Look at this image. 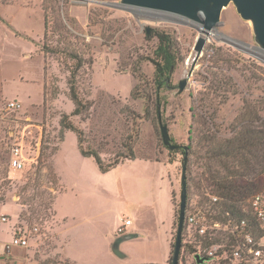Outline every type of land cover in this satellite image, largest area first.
I'll return each mask as SVG.
<instances>
[{
    "label": "rangeland",
    "instance_id": "obj_1",
    "mask_svg": "<svg viewBox=\"0 0 264 264\" xmlns=\"http://www.w3.org/2000/svg\"><path fill=\"white\" fill-rule=\"evenodd\" d=\"M48 1L0 0V200H7L0 211L16 215L20 207L23 216H19L17 226L33 230L32 255L50 263L61 257L56 246L62 240L56 239L52 200L62 186L68 192L58 199L57 218L65 219L68 231L79 240L94 236L103 230L102 225L113 229L123 217L136 222L137 212H141L143 224L154 230L156 217L152 208L157 209L162 228L161 222L170 220L173 190L175 241L184 154L181 150L171 153L164 144L159 113L173 143L192 146L187 171L188 210L211 204L213 196L220 200L214 185L203 174L205 161L201 156L208 147L206 138L229 137L248 106H264V50L255 42L252 22L243 19L230 3L222 10L215 34L209 36L197 56L195 45L200 31L178 22L176 17L139 7L130 12L105 4H119L120 0H57L63 8L64 21L90 45L85 48L88 50L83 48L84 55L93 58V64L83 68L79 82L82 96L92 102V107L88 113L73 115L69 71L62 64L63 55L57 59L42 51V4ZM50 15L53 16L51 12ZM154 28L172 34L182 57L172 73L170 87L160 91L159 111L148 99L149 94L155 96L156 89L155 67L146 60L157 46ZM59 38L61 33L55 35L54 43ZM191 70L186 88L179 92L180 80ZM133 90L138 97L132 96ZM15 99L21 107L8 109V102ZM64 113L84 130L85 145L97 149L105 164L125 159L131 148L139 157L162 162L128 160L102 173L93 158L81 154L74 131H66L61 146L60 120ZM24 130L29 137L38 136L42 130L40 158L31 168L8 174L14 141L11 133ZM169 158L174 162L168 163ZM28 182L30 187L23 191ZM39 192L42 198L32 200ZM250 198L243 206L246 212ZM41 199L48 207L39 206L41 213L34 214L31 209ZM183 238L185 244L198 245L195 236L184 234ZM217 240L225 243L229 236L219 233ZM80 243L85 250L98 253L102 249L98 239ZM192 263V253L186 246L180 264Z\"/></svg>",
    "mask_w": 264,
    "mask_h": 264
},
{
    "label": "trees",
    "instance_id": "obj_2",
    "mask_svg": "<svg viewBox=\"0 0 264 264\" xmlns=\"http://www.w3.org/2000/svg\"><path fill=\"white\" fill-rule=\"evenodd\" d=\"M42 5L45 11V31L42 51H44L45 54L57 56V59H60L58 57L59 55H63L61 57L62 64L66 70L69 71V96L74 103L72 114L83 115L88 113L92 107V102L82 96L79 87L83 68L86 65L91 66L93 64L92 56L87 59L83 51V48L84 50H88L85 48L90 47V45L86 42L84 37L74 33L64 21L62 17L63 8L58 5L57 0H49ZM50 12L53 16L50 15ZM89 19V25L91 26L93 25V17L90 16ZM153 31V37L157 38V46L151 56H146V60L150 61L155 67L153 82L155 83L156 89L155 96L149 94L148 99L153 102L155 109L159 111L161 107L160 91L164 87H170L172 73L177 68L179 60L182 59V57H180L176 40L170 32L165 29L157 28H154ZM57 33H61V38L59 39L63 41V45L60 44L59 39L54 43L55 35H57ZM168 79L170 80L168 81ZM44 93L46 97V86L44 88ZM132 96L138 97L139 95H136L133 90ZM245 111L246 112L241 115L242 118H239V122L233 126L232 134L229 137L218 140L217 136L212 134L213 136H208L206 138L208 147L205 155L201 156L205 161L203 174H205L211 184L214 185L220 197L219 202L212 207L216 212L215 217L221 220H226L229 216L237 219L244 216H251L253 218L249 211L246 212L244 210L243 206L247 205L246 200L254 194L264 192V106L260 109L254 108L253 106L250 108V106H248ZM159 121L162 122V116L160 113ZM60 124L63 129L61 141L64 140L66 131H74L78 138V147L81 154L86 157H93L102 172L110 171L125 160L143 158L137 156L131 148L130 155L126 156L125 159L117 158L114 161L105 164L97 149L85 145L84 130L72 122L69 114L64 113L62 115ZM171 139L174 141L172 137ZM174 144L176 145L175 149L166 146L170 149L171 153L180 150L183 154L187 153L189 165V156L192 146ZM173 162L174 159L169 158L168 163ZM29 183L30 182L26 184L23 191H26L30 187ZM38 196L42 198V193H36V195L32 197V200H35ZM54 200L55 197L52 200V204H54ZM172 200L174 202L173 192ZM36 204L37 207L31 209L34 214L41 213L42 210L39 206H43V208L48 207L43 199H41V201L39 200ZM187 212L188 208L186 210V216ZM20 216H23V214ZM251 222H254V218ZM197 239L202 240L205 246H208L215 241L199 236ZM186 246L188 251L192 254L197 251V248L194 245L183 243L180 258L183 257ZM173 248L174 237L169 263L173 258ZM192 264L204 263H200L195 259Z\"/></svg>",
    "mask_w": 264,
    "mask_h": 264
},
{
    "label": "crops",
    "instance_id": "obj_3",
    "mask_svg": "<svg viewBox=\"0 0 264 264\" xmlns=\"http://www.w3.org/2000/svg\"><path fill=\"white\" fill-rule=\"evenodd\" d=\"M64 140L61 141V146ZM61 146L58 148L56 159L61 150ZM136 159L150 162H162L159 160L144 158ZM125 161L121 162L116 167ZM62 188L63 189L57 191L54 200V211L57 222L56 233L58 235L56 239L62 240V243L56 246V248L58 247V253L61 255L60 259L49 263L41 262L38 258L33 256L30 248L31 236L27 247L12 246L10 249L6 247V245L11 242L14 237V229L17 226L20 216V205L16 202L18 198L15 196V202L19 207L18 213L16 215H12L9 212L0 211V264H169L172 252L176 213L174 202L172 200L173 190L171 191L172 213L170 220L169 223L161 222L163 225L162 228L158 222L159 218L157 209L152 208L156 217L154 230L148 229L143 224L142 214L141 212H137V216H135L137 219L136 222L130 217H123L119 222H117L113 229H104L105 227L102 225L103 230L95 233V237L90 234L79 240V238L73 237L68 231L66 220H60V218H57L58 199L61 195L68 192L67 188L63 186ZM6 201L7 200H0V207H5ZM81 210L85 211L84 208H81ZM84 214L87 215L88 210ZM4 217H6V219H4ZM87 219L90 220L91 218L88 216ZM127 219L131 220V223L125 226V233L119 234L118 227L125 224ZM126 234H132V236L120 241L118 251H115V241L117 238ZM96 239L100 241L102 248L98 253L92 250H85V246L80 243L81 241H93Z\"/></svg>",
    "mask_w": 264,
    "mask_h": 264
},
{
    "label": "built area",
    "instance_id": "obj_4",
    "mask_svg": "<svg viewBox=\"0 0 264 264\" xmlns=\"http://www.w3.org/2000/svg\"><path fill=\"white\" fill-rule=\"evenodd\" d=\"M7 105L8 109L15 111L21 107V102L15 99ZM11 135L14 141L10 151L8 174L31 168L38 162L43 148L42 130L38 136L33 137L26 136L25 130L22 133L12 132ZM217 202L218 197L213 196L211 204L187 212L184 234L215 240L205 246L202 240L197 239V251L192 254L193 260L199 254L205 258L202 262L204 264H264V192L254 194L249 200L247 211L253 216L254 222L246 216L238 219L229 216L226 220L215 217L216 212L212 206ZM130 223L131 220L127 219L125 224L118 227V233H125V226ZM32 233L33 230L26 225L16 226L14 237L6 247H27ZM219 233L228 234L229 241H218Z\"/></svg>",
    "mask_w": 264,
    "mask_h": 264
},
{
    "label": "water",
    "instance_id": "obj_5",
    "mask_svg": "<svg viewBox=\"0 0 264 264\" xmlns=\"http://www.w3.org/2000/svg\"><path fill=\"white\" fill-rule=\"evenodd\" d=\"M233 3L240 16L252 22L254 39L258 47L264 50V0H120L119 4L105 3L108 6L134 12L135 7L161 11L168 17L189 24L197 28L201 35L198 37L195 49L199 56L204 48L205 42L211 36L212 31L217 27L221 19L224 7ZM150 29L148 28V31ZM189 75L180 80L179 92L184 91L188 84ZM170 79H168L169 81ZM161 134L165 145L175 149L176 145L171 139L168 125L161 122ZM188 154L185 153L182 162L180 211L177 226L176 238L174 241L173 258L169 264H180L183 247V236L186 221V209L188 205ZM132 234H126L117 238L114 243V250L118 251L119 242L130 238ZM198 262H203L204 257L199 254L195 256Z\"/></svg>",
    "mask_w": 264,
    "mask_h": 264
},
{
    "label": "bare ground",
    "instance_id": "obj_6",
    "mask_svg": "<svg viewBox=\"0 0 264 264\" xmlns=\"http://www.w3.org/2000/svg\"><path fill=\"white\" fill-rule=\"evenodd\" d=\"M214 31H215V29L212 31L211 35L215 34Z\"/></svg>",
    "mask_w": 264,
    "mask_h": 264
}]
</instances>
